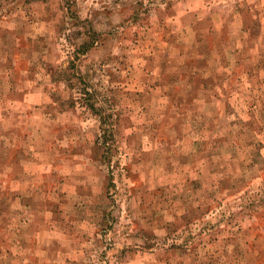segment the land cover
I'll return each instance as SVG.
<instances>
[{
    "label": "rangeland",
    "instance_id": "obj_1",
    "mask_svg": "<svg viewBox=\"0 0 264 264\" xmlns=\"http://www.w3.org/2000/svg\"><path fill=\"white\" fill-rule=\"evenodd\" d=\"M0 264H264V0H0Z\"/></svg>",
    "mask_w": 264,
    "mask_h": 264
},
{
    "label": "trees",
    "instance_id": "obj_2",
    "mask_svg": "<svg viewBox=\"0 0 264 264\" xmlns=\"http://www.w3.org/2000/svg\"><path fill=\"white\" fill-rule=\"evenodd\" d=\"M94 35V38L92 37L90 41H88V43H83L82 45V51L83 53H86L88 51V49H90V47H92L94 45V43L96 42V32H92ZM81 47V46H80ZM74 64V62H73ZM72 64V66H69L68 68H66V71L63 72V74L60 75V79L66 81L68 84V88L69 89H73L75 85H77V83H73L72 79H76L77 77H85V75H81L80 72H78L77 70H73V72H68V69H74V65ZM88 76V74H86V77ZM79 85V83H78ZM81 88V84L80 87ZM81 90H83V95H85V101L84 103H82L83 105H86V107L90 110V112L96 116L97 120L100 123V126H104L105 131L102 134V136L100 137V139H98V144L100 145L101 148V160L102 161H109V150H110V144H109V139L111 141L112 139V135H113V130H114V126L109 122V118L112 119L113 117V108L109 106V103L104 100L101 99L100 102L97 100V91L96 90H88V88L85 86L83 89L81 88ZM103 101V102H101ZM76 101H74L75 103Z\"/></svg>",
    "mask_w": 264,
    "mask_h": 264
}]
</instances>
